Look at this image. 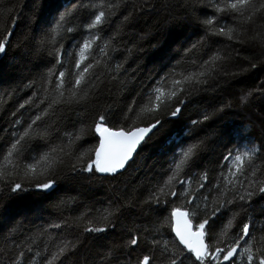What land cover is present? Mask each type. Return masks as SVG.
I'll return each mask as SVG.
<instances>
[{"label":"snow or ice","instance_id":"6c2138e0","mask_svg":"<svg viewBox=\"0 0 264 264\" xmlns=\"http://www.w3.org/2000/svg\"><path fill=\"white\" fill-rule=\"evenodd\" d=\"M128 3L129 0H66L56 9L53 21L42 30L33 49L44 51L52 58L49 61L52 66L40 76L44 96L35 105L38 111L23 119L20 110L35 103L30 96L11 113L14 119L10 127L0 129L6 133L0 137V194L7 191L18 195L35 189L51 196L57 190V177L62 173L83 180L97 173L115 178L135 163L138 147L146 137L151 138L149 133L153 129L161 126V116L180 117L182 108L193 96L217 86L220 77L236 75L229 72V66L240 62L241 51L251 53L247 60L251 69L259 66L257 61L264 64V0H206L204 3L184 0L185 15L191 10L189 18L204 33L199 40L183 48L182 58L189 59L190 67L180 61L171 66L165 64L160 70L162 74L158 73V78L137 93L139 102L133 99L126 109H120L122 121H132L127 127L109 126L115 114L113 106L109 105L88 128L98 143L83 148L79 142L85 130L68 132L62 130V125L73 123V117L83 123V112L89 105L99 103L105 81L104 73L95 69L103 63L101 57L110 58V52L117 50L113 46L117 36L104 39L101 33L116 11L127 7ZM146 3L147 0L138 6L140 12L146 10ZM136 7L133 4V10L123 15L122 23H131ZM207 9H211V14ZM17 19L14 11L0 13V34L3 35L0 57L8 53ZM77 34L82 38L76 39ZM212 37H222L228 43L204 58L201 49ZM66 39L73 41L72 51L65 50ZM124 63L107 70L108 81L118 82L122 88L127 87V81L120 79L121 72L127 74ZM35 83L32 81L27 86L34 87ZM14 91L0 95V103ZM259 96H264V81L246 91L240 103L247 106ZM226 107L230 105H220L213 115L205 114L202 121L192 120L191 123L197 125L211 120ZM138 120L146 121L147 126H138ZM215 135L217 140L227 141L225 148L230 143L240 142L235 150L229 149L216 162L220 171L216 173L215 168L204 162L209 150L206 139L194 138L192 143L180 147L164 176L143 201L151 211L158 213L152 227L125 229L126 239L122 236L118 243L104 246L92 264H185V261L188 264H264V162L257 163L264 152V143L253 139L244 126L224 127L216 130ZM213 193L210 200L209 195ZM152 205L156 208H151ZM138 206L135 198L127 204L110 206L99 217L105 224L103 227L92 226L96 220L87 218V214L77 220L83 222L87 218L83 233H106L109 228H117L116 221L125 207ZM167 206H171V210L164 216ZM0 208L7 211L3 204ZM5 219L0 215V222ZM72 226L65 220L53 222L49 228ZM75 226L80 227V223ZM165 230L170 239L164 238ZM16 231L13 226L7 234L0 233L3 244L0 255L7 256V264H66L79 256L83 245L76 233L69 239L54 237L48 229H43L36 237L28 236L21 242L13 235ZM41 235H47L48 241L43 248L33 251ZM76 264H79L78 259ZM85 264H88L87 258Z\"/></svg>","mask_w":264,"mask_h":264},{"label":"trees","instance_id":"16d2710c","mask_svg":"<svg viewBox=\"0 0 264 264\" xmlns=\"http://www.w3.org/2000/svg\"><path fill=\"white\" fill-rule=\"evenodd\" d=\"M200 2L204 3L206 0ZM64 3L66 0H0V13L14 11V15L18 18L8 53L0 57V95L15 89L10 97L6 96L4 102L0 103V129L10 127V122L14 119L11 113L30 96L35 103L20 110L23 119L27 120L30 115L38 111L35 105L39 104V100L44 96L40 88V76L52 66L49 63L52 58L44 51L36 52L33 49L42 30L53 21L56 9ZM144 3L145 0H129L127 7L118 9L111 22L104 26L102 37L107 39L110 35H116L117 39L113 46L117 50L110 52V58L101 57L103 63L95 69L98 73H104L105 81L101 86L99 103L89 105L88 110L83 112V123L77 122L73 117V123L66 122L62 125V130L68 132L75 133L81 128L85 130L84 137L79 142L83 148H90L98 143L97 138L88 132V128L99 114L108 109L109 105L113 106L112 110L115 113L109 126H129L132 121L123 122L119 114L120 109H126L133 99L139 102L137 93L153 79L158 78V73L165 64L171 66L180 61L185 67H190L189 59L182 58L183 48L190 46L204 34L203 30L189 18L192 15L191 10L187 16L185 15L182 7L184 0H147L146 10L140 12L138 6ZM133 4L137 7L131 23H122L123 15L133 10ZM151 5L156 7L153 9ZM207 11L211 14V9ZM2 38L3 35L0 34V39ZM81 38L80 35H76V39ZM213 41L218 42L213 43ZM72 43L73 41L68 39L64 41L66 51L73 50L70 47ZM226 43L228 42L222 37H212L201 49V53L207 58L212 51L222 48ZM96 55L99 56L98 51ZM250 58V52L241 51L240 62L229 66V72H235L236 75L220 77L217 86L193 96L182 108L180 117L173 119L168 115L161 116V126L141 145L134 158L135 163H131L123 174L113 178L110 175L97 173L91 179L83 180L73 178L70 173H62L57 177V190L51 196L35 189L18 195L7 191L0 194L3 197L0 204L7 208V211L0 208V215L6 217L0 222V233L7 234L8 229L14 226L17 231L13 235L21 242L28 236L36 237L43 229H48V233L52 236L61 238L72 239V233L79 234L83 242L79 256L73 257L66 264H76L77 259L79 264H85L86 258L88 264H92L97 253L104 250V246H110L113 242L118 243L122 236L126 239L125 229L133 226L141 230L151 228L153 221L158 218V213L151 211L143 201L164 176L173 154L178 152L180 147L192 143L194 138L206 139L209 150L205 154L204 162L209 167L215 168L218 173L220 169L216 162L221 160L222 155L229 149L235 150L240 142L230 143L225 148L227 141L217 140L216 130L244 126L253 139L264 143V96H259L247 106L240 103V98L246 91L257 86L259 81H264V64L257 61L259 66L251 69L247 63ZM65 60L67 61V57ZM121 62H125L124 68L127 69V74L120 73V79L127 81L126 88H122L118 82H109L107 77L108 68ZM32 81L36 82L35 86L28 87L27 85ZM220 105H230V107H226L223 113L216 114L211 120L197 125L191 123L192 120L202 121L205 114L213 115L214 110ZM136 123L138 126H147V122L143 120H138ZM5 135L6 133L0 132V137ZM262 162H264V152L257 161V163ZM212 195L214 193L209 195L210 200ZM126 197L129 199H125ZM131 198H135L139 206L125 207L122 216L116 221L118 226L115 230L109 228L106 233L82 232L87 218L96 220L92 226L103 227L105 224L99 220V217L105 210L116 203L127 204ZM151 208L156 206L152 205ZM170 210L171 206H167V211L161 209L164 216H167ZM82 214H87V218L79 222L77 218ZM65 220L73 226L67 229L49 228L51 223H62ZM77 223H80V227L75 226ZM164 238H171L167 235V230ZM47 241V235L39 236L36 244L33 245V251L43 248ZM8 247L11 249V242ZM2 250L3 244L0 243V252ZM0 264H7L6 255H0ZM185 264L188 262L185 261Z\"/></svg>","mask_w":264,"mask_h":264},{"label":"water","instance_id":"95a60500","mask_svg":"<svg viewBox=\"0 0 264 264\" xmlns=\"http://www.w3.org/2000/svg\"><path fill=\"white\" fill-rule=\"evenodd\" d=\"M141 127H143V126H141ZM155 130H156V129H153V132H152V133H154ZM152 133H149V137L152 135ZM147 139H148V138L146 137L145 141H146ZM145 141H144V142H145ZM144 142H142L141 145H143ZM141 145L138 147V149H137V153H138V151H139ZM136 155H137V154L134 155V158H135ZM130 163H131V162H130ZM101 175H107V174H101ZM173 234H174V233H173Z\"/></svg>","mask_w":264,"mask_h":264},{"label":"rangeland","instance_id":"374dc122","mask_svg":"<svg viewBox=\"0 0 264 264\" xmlns=\"http://www.w3.org/2000/svg\"><path fill=\"white\" fill-rule=\"evenodd\" d=\"M153 134H154V133H153ZM153 134H152V135H153ZM152 135H151L150 137H152Z\"/></svg>","mask_w":264,"mask_h":264},{"label":"bare ground","instance_id":"6f19581e","mask_svg":"<svg viewBox=\"0 0 264 264\" xmlns=\"http://www.w3.org/2000/svg\"><path fill=\"white\" fill-rule=\"evenodd\" d=\"M153 134V133H152Z\"/></svg>","mask_w":264,"mask_h":264}]
</instances>
